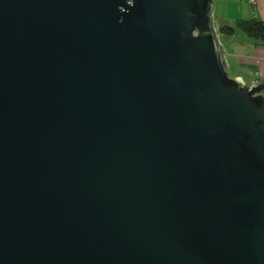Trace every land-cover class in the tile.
Wrapping results in <instances>:
<instances>
[{"label":"water","instance_id":"95a60500","mask_svg":"<svg viewBox=\"0 0 264 264\" xmlns=\"http://www.w3.org/2000/svg\"><path fill=\"white\" fill-rule=\"evenodd\" d=\"M213 0H0V264H264V84Z\"/></svg>","mask_w":264,"mask_h":264},{"label":"crops","instance_id":"0c3cea01","mask_svg":"<svg viewBox=\"0 0 264 264\" xmlns=\"http://www.w3.org/2000/svg\"><path fill=\"white\" fill-rule=\"evenodd\" d=\"M213 23L222 53L226 70L231 78L241 77L246 84L259 75L260 84H264V39L238 29L242 21L259 22L264 28V0H213ZM233 28L234 31L224 34L221 29ZM230 70L236 75H230Z\"/></svg>","mask_w":264,"mask_h":264},{"label":"trees","instance_id":"16d2710c","mask_svg":"<svg viewBox=\"0 0 264 264\" xmlns=\"http://www.w3.org/2000/svg\"><path fill=\"white\" fill-rule=\"evenodd\" d=\"M238 29L252 35L253 37L264 39V28L259 22L255 21H242L237 24ZM234 31L233 28L224 27L221 32L224 34H229Z\"/></svg>","mask_w":264,"mask_h":264},{"label":"built area","instance_id":"2783aa9c","mask_svg":"<svg viewBox=\"0 0 264 264\" xmlns=\"http://www.w3.org/2000/svg\"><path fill=\"white\" fill-rule=\"evenodd\" d=\"M251 2L254 3L255 0H251ZM260 83H261V79H260V77H259V75H258L257 78H255V79L252 81L251 84H247V86L251 88V87H254V86L259 85Z\"/></svg>","mask_w":264,"mask_h":264},{"label":"rangeland","instance_id":"374dc122","mask_svg":"<svg viewBox=\"0 0 264 264\" xmlns=\"http://www.w3.org/2000/svg\"><path fill=\"white\" fill-rule=\"evenodd\" d=\"M212 19H213V17H212ZM229 72H230V75L233 76V77L236 75V73L234 71H232V70H230Z\"/></svg>","mask_w":264,"mask_h":264}]
</instances>
